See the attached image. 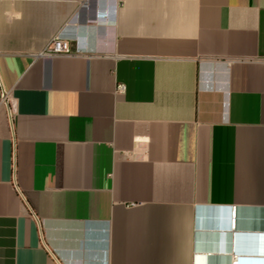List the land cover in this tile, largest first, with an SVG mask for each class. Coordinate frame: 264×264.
Returning <instances> with one entry per match:
<instances>
[{
  "label": "crops",
  "instance_id": "0c3cea01",
  "mask_svg": "<svg viewBox=\"0 0 264 264\" xmlns=\"http://www.w3.org/2000/svg\"><path fill=\"white\" fill-rule=\"evenodd\" d=\"M233 207L264 264V0H0V264H230Z\"/></svg>",
  "mask_w": 264,
  "mask_h": 264
},
{
  "label": "built area",
  "instance_id": "2783aa9c",
  "mask_svg": "<svg viewBox=\"0 0 264 264\" xmlns=\"http://www.w3.org/2000/svg\"><path fill=\"white\" fill-rule=\"evenodd\" d=\"M78 49L73 48L71 45V38L63 33H57L53 35L47 43L44 45L43 49L39 52V56H72L79 55ZM125 90L124 84H118L116 91L122 93ZM2 100L6 101L5 93L2 94ZM235 219L236 211L233 207L230 211V229L233 232V249L231 251L230 264H238L239 255L235 252Z\"/></svg>",
  "mask_w": 264,
  "mask_h": 264
}]
</instances>
